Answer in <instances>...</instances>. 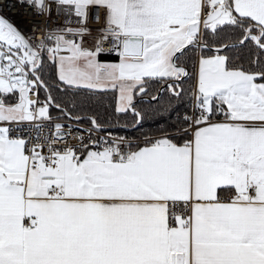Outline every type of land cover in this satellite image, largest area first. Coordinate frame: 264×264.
Returning <instances> with one entry per match:
<instances>
[{
    "label": "snow or ice",
    "instance_id": "1",
    "mask_svg": "<svg viewBox=\"0 0 264 264\" xmlns=\"http://www.w3.org/2000/svg\"><path fill=\"white\" fill-rule=\"evenodd\" d=\"M21 2L78 19L33 42L0 15V264H264V70L220 54L251 42L264 56V0ZM92 7L104 26L89 50ZM224 32L240 38L204 56L206 37ZM195 48L192 114L178 135L162 131L144 146L93 139L101 128L93 117L87 143L83 135L69 143L72 128L59 123L42 134L52 106L81 119L54 102L45 52L63 85L116 90V111L131 109L140 124L134 96L167 80L179 98L175 81L190 75L181 58ZM105 52L119 61L100 62ZM26 122L34 138L22 134Z\"/></svg>",
    "mask_w": 264,
    "mask_h": 264
},
{
    "label": "trees",
    "instance_id": "2",
    "mask_svg": "<svg viewBox=\"0 0 264 264\" xmlns=\"http://www.w3.org/2000/svg\"><path fill=\"white\" fill-rule=\"evenodd\" d=\"M239 38V33L224 32L216 37L215 40H213L211 35L206 37V42L209 46L218 47L223 43L236 42ZM198 53L201 55L200 49ZM214 53L215 51L203 49V54ZM220 54L230 57L233 66L239 67L242 65L248 71L264 70V56L259 55V50L251 42L246 43L242 47L238 44L236 47L226 49ZM196 58L197 48L190 50L186 57L181 58V66L185 67L190 75L176 83L179 85L177 90L182 89L179 98L172 96L168 87H165L157 100L149 99L157 95L160 86L167 80L151 81L146 95L134 96L133 104L135 110L141 113L143 117L135 129H129L136 123L137 119L131 109L127 112L118 113L116 111L115 90L99 91L95 89H77L75 87L68 88V86L57 80L56 68L48 60L46 52L44 53L45 68L43 79L51 86L50 93L54 98V102L62 104L71 117L78 116L82 118V121L88 123L90 122L89 117H93L101 127L113 130L119 135L143 137L149 134L162 133V131L176 132L177 128L185 127V124L182 125L181 121L184 115L190 113L189 102L192 95ZM116 59V54H101L99 56V60L115 61ZM253 59H258L260 63L252 65L251 61ZM55 85H59V87ZM47 95L48 93L43 88L39 89L40 98L46 100ZM49 111L52 117H67L60 109L54 106L50 107ZM159 124H162V127L159 128ZM175 135H178V133L170 136Z\"/></svg>",
    "mask_w": 264,
    "mask_h": 264
},
{
    "label": "built area",
    "instance_id": "3",
    "mask_svg": "<svg viewBox=\"0 0 264 264\" xmlns=\"http://www.w3.org/2000/svg\"><path fill=\"white\" fill-rule=\"evenodd\" d=\"M99 9L96 7L90 8V18L87 22V27L90 30L89 34H86L83 37H92L93 39L100 35L99 29L103 27V23L98 16ZM0 15L5 16L9 19V21L18 28L19 31L26 37H31L33 42L41 39L44 36V32L41 29L52 30L56 28H60L65 26L66 20L70 19L72 22L68 24L69 27H76V20L78 18L71 16L69 17L68 14L60 7L53 6L49 11H47L44 15H37L35 10L28 6L27 3L21 2V0H0ZM34 29H36L34 31ZM69 39H75L77 42H80V38L69 36ZM109 46L108 42H105L104 47L107 48ZM199 51V50H197ZM69 53L62 52L61 55H68ZM102 54H116L115 52L112 53H102ZM194 85V82H193ZM195 89V85L192 88V93ZM39 95V93H38ZM192 96V95H191ZM31 98L35 99V96ZM41 101V106L46 100L39 97ZM190 106V113L187 115L192 114V100L189 102ZM185 116V115H184ZM53 121L44 122V128L42 129V134H51L55 131L54 125L59 123L64 126V130L66 131L69 126L72 128L71 135L67 136V141L71 144L77 143V137L83 135L85 137V143H87L88 138V130L91 128V122H84L82 120H75L69 117H53ZM222 119V117H219ZM39 123V121H37ZM187 125L185 124V127ZM158 127H162V124H159ZM22 134L25 137H35V131L29 130L27 122L24 126H22ZM169 135L175 134L176 132L170 133ZM162 135V133L154 134V135H147L143 137H130L127 135H119L115 133L113 130H109L106 128L101 127L98 131L92 132L93 139L103 138L106 140H112L118 137H123L126 140L130 141L132 144L135 143H142L144 142L145 138H158Z\"/></svg>",
    "mask_w": 264,
    "mask_h": 264
},
{
    "label": "water",
    "instance_id": "4",
    "mask_svg": "<svg viewBox=\"0 0 264 264\" xmlns=\"http://www.w3.org/2000/svg\"><path fill=\"white\" fill-rule=\"evenodd\" d=\"M237 42V41H236ZM236 42H230V43H228V44H232V43H236ZM236 45H238V43H236ZM215 48L216 47H212V46H209L208 48H205V49H208V50H212V51H214L215 50ZM197 49H199V48H197ZM183 78H181V80H182ZM181 80H179V81H175V83H178V82H180ZM169 82H171V81H166V82H164L161 86H160V88H159V90H158V92H157V97H159L160 95H161V93H162V91H163V89L165 88V87H167V84L169 83ZM47 97H48V95H47ZM47 97H46V100H47ZM143 98H147V97H143ZM150 100H153L152 99V97L151 98H149ZM67 117H69V116H67ZM82 119V118H81ZM80 119V120H81ZM138 126V124H134L132 127H130L129 129H135L136 127Z\"/></svg>",
    "mask_w": 264,
    "mask_h": 264
},
{
    "label": "crops",
    "instance_id": "5",
    "mask_svg": "<svg viewBox=\"0 0 264 264\" xmlns=\"http://www.w3.org/2000/svg\"><path fill=\"white\" fill-rule=\"evenodd\" d=\"M92 38V37H91ZM80 42H81V40H80ZM88 46H91V42H85V48L87 47L88 48ZM94 46V45H93ZM199 51H197V58H196V64H197V62H198V58L200 57V55H199V53H198ZM215 54V53H214ZM117 55V54H116ZM204 56H208V55H212V54H203ZM119 61V57H118V55H117V59L115 60V61H108V62H105V63H116V62H118ZM196 64H195V66H196ZM194 85H195V87H196V71L194 72ZM193 85V86H194ZM115 94H116V96H117V91L115 90ZM149 135H154V134H149ZM172 135V134H171ZM133 145H139V146H144V142H142V143H139V144H137V143H135V144H133Z\"/></svg>",
    "mask_w": 264,
    "mask_h": 264
},
{
    "label": "rangeland",
    "instance_id": "6",
    "mask_svg": "<svg viewBox=\"0 0 264 264\" xmlns=\"http://www.w3.org/2000/svg\"><path fill=\"white\" fill-rule=\"evenodd\" d=\"M85 42H91V46H88V48L87 47L86 48L89 49V50H94V46H93L94 45V39L93 38H91V37H83L82 38V44H83L84 47H85ZM197 50H199V49H197ZM100 62L105 63V62H108V61L107 60H100ZM193 82H194V80H193ZM118 96H119V93L117 92L116 107H117ZM170 133H173V132H170Z\"/></svg>",
    "mask_w": 264,
    "mask_h": 264
}]
</instances>
